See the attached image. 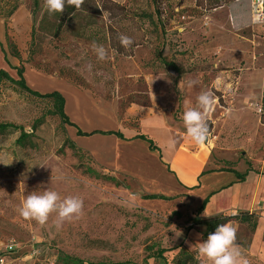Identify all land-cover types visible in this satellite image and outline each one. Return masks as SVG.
Instances as JSON below:
<instances>
[{
	"label": "rangeland",
	"instance_id": "374dc122",
	"mask_svg": "<svg viewBox=\"0 0 264 264\" xmlns=\"http://www.w3.org/2000/svg\"><path fill=\"white\" fill-rule=\"evenodd\" d=\"M203 2L204 9H197L194 0H161L166 11L160 22L152 0H92L91 13H75L55 36L59 13L49 15L44 0L36 8L32 0H0V18L17 7L0 20L5 25L0 70L14 80L15 68H22L23 79L32 71L62 80L107 103L115 113L111 123L115 115L117 124L136 130L142 117L157 114L186 132V107H194L201 92L212 93L208 122L218 171L258 175L244 210L256 216V229L230 222L236 243L249 264H264V126H257L264 81L262 0H238L215 10H206L210 0ZM119 34L134 41L127 51ZM93 42L103 45L108 59H97ZM189 81L196 84L188 87ZM51 111L49 102L0 85V124L15 127L0 135V249L13 245L12 254L3 255L5 264H64L65 257L71 264H173L181 249L200 264L189 246L203 242L202 228L192 226L202 201L166 177L159 152H149L140 141L116 148L101 137L81 138L79 149L71 128ZM230 124L241 135L232 142ZM22 131L28 137L20 144ZM90 149L97 156L110 149L124 169L104 170ZM45 190L82 199L80 217L59 228L55 213L44 225L22 218L17 209L25 197Z\"/></svg>",
	"mask_w": 264,
	"mask_h": 264
},
{
	"label": "crops",
	"instance_id": "0c3cea01",
	"mask_svg": "<svg viewBox=\"0 0 264 264\" xmlns=\"http://www.w3.org/2000/svg\"><path fill=\"white\" fill-rule=\"evenodd\" d=\"M4 28V23L0 21V46L4 40ZM24 76V80L32 91H38L42 95L57 92L63 97L64 113L73 125L70 127L71 140L76 147H78L80 139L83 138L77 136L78 131L90 135L88 137L95 140L100 137L105 138V142L116 148L126 144L132 145V143L139 141L135 139L137 135H143L151 140L159 150L162 166L168 171L166 177L171 182L174 181L180 191L198 194L200 196L199 201H202L200 206L207 200L201 217L208 218L204 216L205 213L211 217L219 215L232 217L237 212H246L244 210L251 204L255 194L254 184L258 181V175L252 171L242 173L235 171L239 175H245L244 180L239 182L233 173L218 171L219 163L213 158L210 148L211 140L205 144L197 145L178 125L168 123L164 117L157 114L142 117L138 124V130L124 128L114 120L115 115L112 119L114 123H111L110 116L114 113L113 109V113H111V108L107 103L92 98L88 92L79 90L62 80L32 71L25 72ZM30 81L33 83L38 81L42 87H34ZM260 87H264V81H261ZM261 93L262 89L260 98ZM257 126H261V124L257 123ZM229 127L231 131L228 138H232L230 139L232 142L241 135L231 124ZM126 130L131 131L126 133ZM99 133H120L123 140L114 135H100ZM173 138L176 140L175 147L169 149L168 142ZM145 145L147 144L145 143ZM90 150L91 152H87L104 170L112 172L124 169L125 166L118 162L116 154L110 153V149L108 152L104 150L103 156H97L95 149ZM148 151L154 152L149 149ZM262 180L264 177H261ZM202 230L204 231L203 228Z\"/></svg>",
	"mask_w": 264,
	"mask_h": 264
},
{
	"label": "clouds",
	"instance_id": "9594fccd",
	"mask_svg": "<svg viewBox=\"0 0 264 264\" xmlns=\"http://www.w3.org/2000/svg\"><path fill=\"white\" fill-rule=\"evenodd\" d=\"M85 0H44V8L49 15L62 14L66 6L79 10ZM119 42L127 51L134 43L131 37L124 34L118 35ZM92 50L97 59H108V52L103 45L93 42ZM91 70V65H88ZM196 81H189L192 87ZM215 106V97L208 91L201 92L196 98L194 107H186L182 120L186 135L197 145H202L210 140L211 131L208 117ZM176 140L170 139L169 149L175 147ZM10 164V163H9ZM19 215L26 220H34L40 225L47 223L51 214H56V226L61 227L64 222L78 219L83 212V200L79 197L67 196L63 199L56 191L45 190L42 194L32 192L27 195L17 209ZM205 217H211L207 213ZM236 228L231 223L219 224L215 231L209 233L206 240L190 244V250H195L200 264H249L243 255L240 246L236 243Z\"/></svg>",
	"mask_w": 264,
	"mask_h": 264
},
{
	"label": "trees",
	"instance_id": "16d2710c",
	"mask_svg": "<svg viewBox=\"0 0 264 264\" xmlns=\"http://www.w3.org/2000/svg\"><path fill=\"white\" fill-rule=\"evenodd\" d=\"M194 1H195L194 5L197 9H204L203 0H194ZM237 1L238 0H210V5H209V7H206V10L207 9L215 10V9H218L221 7H227V6H229L232 3L237 2ZM91 3H92V0H85V3L82 5V7L79 10H76L72 6H66L65 11L62 14L58 15V26L56 29L55 36H57L59 34V31L64 26L65 21L69 17L73 16L75 13H77V12H83V13L89 12V13H91L90 12V10H91L90 8H92ZM152 4L154 6V12H155L156 19L161 22L162 17L165 14V11H166L165 8L166 7L161 3V0H152ZM32 6L34 8L37 7V0H32ZM16 10H17V7H15V6L11 7V9L7 13V15L4 17H1L0 20L5 21V20L9 19L14 14V12ZM262 14H264V0H262ZM143 18H146V19H149L152 21L150 16H144ZM6 39H7V36H6ZM12 57L15 59L19 58V53L16 49H12ZM164 65H165V68L168 70H170V68H173L174 72L177 71L172 64L165 63ZM14 70L16 72L18 80H14L5 71L0 70V85L3 83H7L11 86H16L20 90H22L24 93H26L27 95H29L31 97H34L35 99L49 102L51 104V108H52L51 115L57 117L63 126L73 127V125L69 122L67 116L64 113V99L59 93L53 92V93L42 95V94H39L37 92L32 91L31 89H29L25 85L24 79L22 77V75H23L22 68H18V69L15 68ZM260 122H261L260 124L262 126H264V87H262L261 100H260ZM208 123H209L210 131H211L212 125L210 122H208ZM9 128H15V127H13L12 125L0 124V135L4 134ZM99 134L100 135H114L118 139L123 140V137L120 133H99ZM77 136L88 137L90 135H86V134H83V133L78 131ZM27 137H28V135H26L22 131L21 136L18 139V143L21 144V142H23L25 139H27ZM135 139L146 143L148 146V149L150 151L159 152V150L154 145V143L151 140H149L147 137H145L143 135H137L135 137ZM71 148H75V145L72 142H71ZM226 172L233 173L239 182L244 180L245 175H239L233 170H227ZM108 180H112V182H115L114 179H108ZM147 199L148 200H161V201L169 200V199H165L162 196H150V197H147ZM206 203H207V200H205L202 203V205L199 207V209L197 210V216L198 217H195L192 221L193 227H201L204 229V233L202 234V240H206L208 234L214 232L215 228L219 224H223V223L237 222L241 225H247L250 228L251 232L255 231V229H256V223H255L256 216L252 213L250 214L247 212H239L237 215L232 216V217L231 216H225V215H219L216 217H208V218L201 217L200 216L201 212L203 211ZM63 262H64V264H71L72 260L69 259L68 257H65L63 259ZM173 264H198V262L187 251H185L184 249H181L179 251V253L177 254Z\"/></svg>",
	"mask_w": 264,
	"mask_h": 264
},
{
	"label": "built area",
	"instance_id": "2783aa9c",
	"mask_svg": "<svg viewBox=\"0 0 264 264\" xmlns=\"http://www.w3.org/2000/svg\"><path fill=\"white\" fill-rule=\"evenodd\" d=\"M13 252V245H6L0 249V264H5L4 254L10 255Z\"/></svg>",
	"mask_w": 264,
	"mask_h": 264
}]
</instances>
